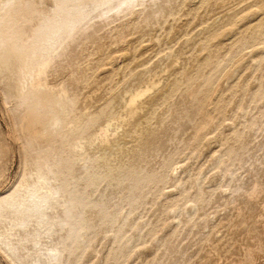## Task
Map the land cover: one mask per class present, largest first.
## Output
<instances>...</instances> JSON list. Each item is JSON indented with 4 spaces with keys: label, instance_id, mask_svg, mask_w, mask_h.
Masks as SVG:
<instances>
[{
    "label": "rangeland",
    "instance_id": "rangeland-1",
    "mask_svg": "<svg viewBox=\"0 0 264 264\" xmlns=\"http://www.w3.org/2000/svg\"><path fill=\"white\" fill-rule=\"evenodd\" d=\"M148 2L0 0V264H264V0ZM15 3L37 39L13 37ZM150 80L156 155L79 216V115Z\"/></svg>",
    "mask_w": 264,
    "mask_h": 264
},
{
    "label": "bare ground",
    "instance_id": "bare-ground-1",
    "mask_svg": "<svg viewBox=\"0 0 264 264\" xmlns=\"http://www.w3.org/2000/svg\"><path fill=\"white\" fill-rule=\"evenodd\" d=\"M154 1L155 0H149L148 4H146L145 7L151 6L154 3ZM170 1L171 0H161V2L166 4V5H169ZM106 2H109V4L104 9L97 12L96 15L98 17L105 16L106 14H108L110 11H112L118 5H121V4L129 5L131 3V0H115L113 2H110V0H106ZM15 4L16 5L13 6L14 10L11 11L14 14L18 13V11L21 9L19 4L18 5H17V3H15ZM221 4H223V3H221ZM140 10H141V8H140ZM229 11H227V13H229ZM31 13L32 12H29L27 10V11L22 12L21 14H16L15 16L12 17V19L14 21H17V22H15L17 24V26L21 25V29L16 30L13 33V37L15 38V40L23 41V40H29L32 38L37 39L38 32L40 31L39 30L40 26H39V24H35L32 22ZM224 14H223V16H224ZM216 18H215V20H216ZM209 19H210V17H209ZM259 26L264 27V21H262ZM1 32H2V30H0V33ZM131 48H132V46H131ZM9 57L10 56L8 55L6 60L9 59ZM135 63H137V62L135 61ZM174 63H176L175 60H174ZM38 66H39V72L43 73L47 67V63L40 62L38 64ZM165 66L169 67L170 65H165ZM179 66L180 65H178V67ZM190 66L191 65L189 62V68H190ZM160 67H162V66H160ZM165 70H166V72H168L170 70V68H167ZM162 71H164V69ZM136 72H138V71H136ZM154 74H156V73H154ZM158 75H160V74H158ZM151 79H153V78H151ZM164 79H166V78L164 77ZM159 84H161L160 81L155 82L154 80H150V81H147L143 87H140L139 89L134 90V91H128V92L124 93L125 96L121 98L122 99L120 102L121 105L117 110H114L113 107L109 106V107H105V108L101 109L100 112H98V113L94 112V111L92 113L85 111L84 113L79 115V117H78L79 121L76 123V125L85 124V126H86L87 124L92 123V124H95L98 128L97 132L94 134V140H93L94 143H92L87 149L83 150V147L81 146V143L79 141H76L74 143L75 150H79V152H80L78 157L81 158V163L84 164L85 166L88 165L82 171V175L84 178L78 177L77 181H75L76 180L74 178L75 175L72 174V172L74 170L69 169V171H68V175L72 176V178L75 179L74 182L76 184H79L81 187V191L73 194V196L75 197V200L71 201V202H73V206L77 210L79 216L82 217L83 214L85 213V210L89 206H91V209L94 208V206L96 205L95 204L96 201L95 200L89 201V200H87V197L88 196H94L95 193L98 191L99 186L102 182L105 184H110L111 181L116 179V178L125 179L126 178L125 176H128V175L130 176L131 174H133V172L136 168L143 169L144 162L147 159H149L150 157H153L156 155L157 148H159L160 146L159 147L155 146L154 143L158 142L159 133H157L154 130H151L149 128H145L142 126L143 124H145V119H144L145 117H143L142 115H144L146 113H148L149 115L152 114L151 113V107H152V105H154V101H155V97H156L155 96L156 94L152 95V92L154 91V89ZM211 89H212V87H211ZM191 90H192V88H191ZM91 95L89 97H91ZM60 96L66 97L67 92L62 91L60 93ZM60 96L56 99L57 105L60 104ZM70 97H71L72 102L76 101L77 97L75 96L74 93L70 94ZM86 97H88V96H86ZM188 98L190 99V97H188ZM119 101H120V99H119ZM84 110H86V109H84ZM209 118H207V119H209ZM206 122L208 123V120ZM209 122H210V120H209ZM60 123H61V120L59 118H54L52 123H51V127H57ZM70 124L72 126H76L72 123H70ZM206 125H209V123ZM206 125H204V126H206ZM183 127H184V125L182 123V125H180L179 128L182 130ZM200 129H202V128H200ZM163 136H167L166 133ZM132 141H134V142H132ZM116 149H119V150L115 151ZM140 173H144V174H140ZM151 173H153V172L141 171V172H139V179H142L143 177L148 178L150 176V178H148L146 180V182H149L152 179ZM94 180L96 181V184H93ZM249 249H251V248H249ZM251 253L253 255H255V253H253V252H251ZM249 255H251V254L249 253ZM253 255H251V256H253Z\"/></svg>",
    "mask_w": 264,
    "mask_h": 264
}]
</instances>
